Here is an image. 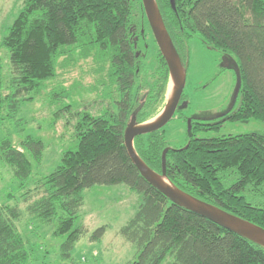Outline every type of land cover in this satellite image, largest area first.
<instances>
[{
  "label": "trees",
  "instance_id": "16d2710c",
  "mask_svg": "<svg viewBox=\"0 0 264 264\" xmlns=\"http://www.w3.org/2000/svg\"><path fill=\"white\" fill-rule=\"evenodd\" d=\"M141 1L24 0L3 40L10 76L6 84L0 80V120L33 101L27 95L55 80L58 69L81 63L92 81L85 91L95 98L89 109L77 113L75 148L63 152L53 172L29 184L46 149L33 136L19 146L1 141L0 164L19 183L29 216L62 239V262H71L87 232L77 226L84 191L125 185L139 195L138 210L121 231L137 250L129 264H264L263 247L172 203L142 177L128 155L125 130L157 117L170 85L159 49L157 80L147 81L150 66L142 45L148 33L139 21L145 15ZM156 2L186 69L195 34L235 69L240 90L230 120L264 122V0H175V7L170 0ZM104 93L112 103L98 109L93 104L104 102ZM183 146L172 147L164 129L134 141L140 158L159 174L163 151L169 148L165 177L172 185L264 228V135H227ZM21 216L18 207H0V264L34 260L31 243L16 224ZM106 231V226L95 230L91 242Z\"/></svg>",
  "mask_w": 264,
  "mask_h": 264
},
{
  "label": "rangeland",
  "instance_id": "374dc122",
  "mask_svg": "<svg viewBox=\"0 0 264 264\" xmlns=\"http://www.w3.org/2000/svg\"><path fill=\"white\" fill-rule=\"evenodd\" d=\"M23 7L24 0H0V80L4 84L10 76V55L3 46V40ZM139 21L148 33L142 45L150 66L147 81L154 83L157 80L153 73L157 69L159 48L146 14ZM86 70L83 63L69 69H58L55 80L49 82L38 94L27 95L33 101L23 102L19 112L13 117L0 120V142L7 139L19 146L25 138L33 136L45 143L44 159L40 166H36L29 184L34 179L53 172L59 166L63 152L75 148L77 113L82 109H89L95 98L85 91L92 82L84 75ZM186 71L184 93L190 101L191 113H200L206 108L225 111L234 103L238 85L235 69L228 66L220 51L208 47L198 34L193 36L190 43V59ZM172 87V84L169 85L165 102L171 96ZM62 90L67 91L66 94H62ZM54 93L58 96L53 97ZM104 98V102L93 105L98 109L111 105L112 99L106 93ZM183 109L186 110L185 106ZM181 119L182 117H178L164 128L172 147L183 146L186 139V125ZM248 133L264 135V122H228L212 136ZM22 193L11 170L0 164V207L9 204L22 212L21 219L16 224L35 252L32 264H129L135 259V246L121 234L139 206V195L127 186L96 185L84 191V205L80 210L77 226L84 227L87 232L76 245L71 262L60 260L59 245L62 239L52 237V227L42 225L29 216L26 212L27 205L21 201ZM10 195L14 196L12 201H8ZM102 226L107 227L104 237L91 242L93 232Z\"/></svg>",
  "mask_w": 264,
  "mask_h": 264
},
{
  "label": "water",
  "instance_id": "95a60500",
  "mask_svg": "<svg viewBox=\"0 0 264 264\" xmlns=\"http://www.w3.org/2000/svg\"><path fill=\"white\" fill-rule=\"evenodd\" d=\"M170 1L172 6L175 7V0ZM142 4L159 51L168 67L170 85L172 84L173 87L170 98L157 117L140 125H130L125 130L124 140L128 155L142 177L170 199L172 203L264 248V228L195 198L175 187L166 179V161L169 148H166L162 154L163 174L152 170L137 154L134 147L136 137L160 131L171 122L182 100L187 83V69L183 65L165 26L156 0H142ZM239 90L240 85L238 83L235 98L238 96Z\"/></svg>",
  "mask_w": 264,
  "mask_h": 264
},
{
  "label": "flooded vegetation",
  "instance_id": "af4514ba",
  "mask_svg": "<svg viewBox=\"0 0 264 264\" xmlns=\"http://www.w3.org/2000/svg\"><path fill=\"white\" fill-rule=\"evenodd\" d=\"M184 106L186 110L183 109ZM236 108L237 102L234 101V103L225 111H221L219 109L214 110L213 108H206L200 113H191L189 110L190 101L188 100V96H185L184 93L182 100L178 106V109L174 115V118L171 120V122L176 120L178 117H182L181 120L184 121V124L186 125L185 138L187 137V141L184 142L185 145L183 144V147H189L192 141L208 140L219 137L212 136V134L218 133L223 124L228 122L233 123L230 119L235 114ZM163 109L161 110V112L163 111Z\"/></svg>",
  "mask_w": 264,
  "mask_h": 264
}]
</instances>
